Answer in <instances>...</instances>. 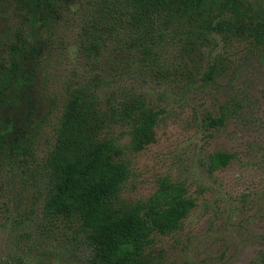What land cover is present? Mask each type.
I'll use <instances>...</instances> for the list:
<instances>
[{"label":"rangeland","instance_id":"rangeland-1","mask_svg":"<svg viewBox=\"0 0 264 264\" xmlns=\"http://www.w3.org/2000/svg\"><path fill=\"white\" fill-rule=\"evenodd\" d=\"M251 1L264 5V0ZM69 16L78 27L80 16ZM24 22L18 5L0 0V60L9 36ZM75 33L62 30L67 45H73ZM177 45L168 46L162 58L181 65V77L171 80L132 65L126 51H101L89 61L69 47L48 60L40 43L35 58L20 59L24 81L16 82L0 104V128H13L24 139L34 135V161H41L52 146L68 92L100 77L110 83L94 89L100 98L120 86L136 88L161 114L151 140L138 148L130 146L125 128L110 131L119 138V158L129 169L120 198L145 201L166 177L182 183L195 203L176 231L153 235L148 251L153 264H264V49L218 38L213 47ZM212 63L215 76L205 82ZM221 116L223 125L210 126L208 117ZM217 152L233 158L211 170L209 159ZM45 192L35 162L0 163V264H88L92 251L85 235L43 217Z\"/></svg>","mask_w":264,"mask_h":264},{"label":"trees","instance_id":"trees-1","mask_svg":"<svg viewBox=\"0 0 264 264\" xmlns=\"http://www.w3.org/2000/svg\"><path fill=\"white\" fill-rule=\"evenodd\" d=\"M12 1L24 12L25 22L9 36L0 60V104L16 82L24 81L20 59L35 58L40 43L46 46L48 60L69 47L89 61L101 51H126L132 65L154 69L153 74L159 73L155 78L171 80L181 77V65L162 59L168 46L213 47L218 38L224 44L250 41L264 49V5L251 0ZM71 14L80 16L78 27L69 19ZM64 28L76 32L71 46L65 43ZM40 70L46 77L42 66ZM216 70V63L210 64L203 80H213ZM109 85L100 77L67 93L52 146L41 161H34V135L24 139L15 129L1 127L0 163L35 162L46 189L43 217L85 235L92 251L88 264H153L148 252L153 235L176 231L195 203L182 183L166 177L158 179L157 189L145 201L120 198L129 169L119 158V138L110 131L125 128L130 146L138 148L151 140L161 111L136 88L120 86L103 98L94 93ZM207 120L213 127L224 123L222 116ZM232 158L217 152L209 167L219 170Z\"/></svg>","mask_w":264,"mask_h":264}]
</instances>
